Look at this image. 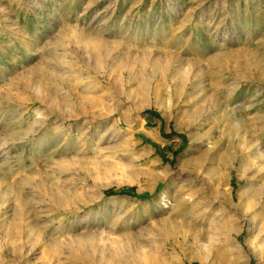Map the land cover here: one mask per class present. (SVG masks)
Masks as SVG:
<instances>
[{"label": "rangeland", "instance_id": "374dc122", "mask_svg": "<svg viewBox=\"0 0 264 264\" xmlns=\"http://www.w3.org/2000/svg\"><path fill=\"white\" fill-rule=\"evenodd\" d=\"M0 264H264V0H0Z\"/></svg>", "mask_w": 264, "mask_h": 264}, {"label": "bare ground", "instance_id": "6f19581e", "mask_svg": "<svg viewBox=\"0 0 264 264\" xmlns=\"http://www.w3.org/2000/svg\"><path fill=\"white\" fill-rule=\"evenodd\" d=\"M56 197L60 198V197H61V195H57V194H56ZM54 198H55V197H54ZM58 198H56V199H58Z\"/></svg>", "mask_w": 264, "mask_h": 264}]
</instances>
